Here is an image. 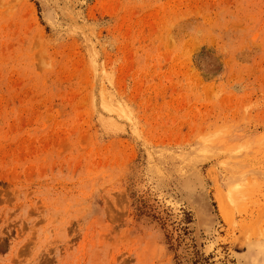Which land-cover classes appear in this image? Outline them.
Masks as SVG:
<instances>
[{"label": "rangeland", "instance_id": "obj_1", "mask_svg": "<svg viewBox=\"0 0 264 264\" xmlns=\"http://www.w3.org/2000/svg\"><path fill=\"white\" fill-rule=\"evenodd\" d=\"M263 228L264 0H0V264H264Z\"/></svg>", "mask_w": 264, "mask_h": 264}, {"label": "bare ground", "instance_id": "obj_2", "mask_svg": "<svg viewBox=\"0 0 264 264\" xmlns=\"http://www.w3.org/2000/svg\"><path fill=\"white\" fill-rule=\"evenodd\" d=\"M237 190V189H236ZM241 193L243 194L242 195V197L245 195L243 192H240V193H238V194H240V198H241ZM219 194H221V193H219ZM231 194H232V192H230V193H228V197H227V199L225 198V197H223L224 195H222V197L223 198H225V199H222V198H220V203L222 204V206L223 205H225V202H227L228 200L229 201H235L234 200V196H233V194H232V199H231ZM237 194V195H238ZM247 195V194H246ZM218 198V197H217ZM244 198V197H243ZM238 200H240V199H238ZM237 201V200H236ZM242 201V200H241ZM242 203V202H241ZM241 203H240V205L238 204V202H237V205H239V206H241ZM234 204H236V202L234 203ZM228 206V205H227ZM237 208V207H236ZM263 214V213H262ZM264 229V228H263ZM261 232H262V230H261ZM255 234L257 233V232H254ZM259 233V232H258Z\"/></svg>", "mask_w": 264, "mask_h": 264}]
</instances>
